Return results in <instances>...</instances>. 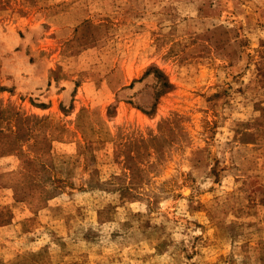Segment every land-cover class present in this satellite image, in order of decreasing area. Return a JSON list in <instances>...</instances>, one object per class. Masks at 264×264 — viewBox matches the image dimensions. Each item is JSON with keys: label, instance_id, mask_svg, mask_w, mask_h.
Segmentation results:
<instances>
[{"label": "rangeland", "instance_id": "374dc122", "mask_svg": "<svg viewBox=\"0 0 264 264\" xmlns=\"http://www.w3.org/2000/svg\"><path fill=\"white\" fill-rule=\"evenodd\" d=\"M0 264H264V0H0Z\"/></svg>", "mask_w": 264, "mask_h": 264}, {"label": "bare ground", "instance_id": "6f19581e", "mask_svg": "<svg viewBox=\"0 0 264 264\" xmlns=\"http://www.w3.org/2000/svg\"><path fill=\"white\" fill-rule=\"evenodd\" d=\"M186 192V191H185Z\"/></svg>", "mask_w": 264, "mask_h": 264}]
</instances>
